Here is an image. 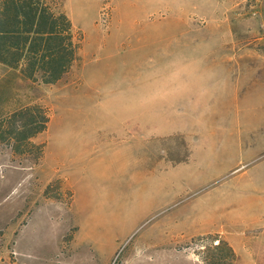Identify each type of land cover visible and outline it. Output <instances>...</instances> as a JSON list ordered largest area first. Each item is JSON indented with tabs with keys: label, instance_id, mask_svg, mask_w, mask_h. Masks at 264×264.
Wrapping results in <instances>:
<instances>
[{
	"label": "rangeland",
	"instance_id": "rangeland-1",
	"mask_svg": "<svg viewBox=\"0 0 264 264\" xmlns=\"http://www.w3.org/2000/svg\"><path fill=\"white\" fill-rule=\"evenodd\" d=\"M33 3L67 16L74 60L54 84L26 57L0 63V264H264L245 99L264 80V0ZM22 109L50 121L17 151L6 120ZM148 114L181 152L167 137L147 160Z\"/></svg>",
	"mask_w": 264,
	"mask_h": 264
},
{
	"label": "trees",
	"instance_id": "trees-1",
	"mask_svg": "<svg viewBox=\"0 0 264 264\" xmlns=\"http://www.w3.org/2000/svg\"><path fill=\"white\" fill-rule=\"evenodd\" d=\"M61 20H68L64 13L52 14L47 7L34 4L33 0H0V63L14 67L26 57V68L38 66L44 83H56L74 60L69 48L71 42L66 44L69 36L64 35ZM35 116L32 109H22L6 120L17 151L25 139L46 130L49 117L45 115L42 126L38 127L40 121ZM228 251L233 252L230 247Z\"/></svg>",
	"mask_w": 264,
	"mask_h": 264
},
{
	"label": "crops",
	"instance_id": "crops-1",
	"mask_svg": "<svg viewBox=\"0 0 264 264\" xmlns=\"http://www.w3.org/2000/svg\"><path fill=\"white\" fill-rule=\"evenodd\" d=\"M168 25H174V22L168 21L165 22ZM165 24H160L158 25V27H162ZM230 41V38H229ZM225 49H228L229 51V59L231 61L232 57H234L235 61H239V62H248L250 63V66L246 67L249 69H252L251 72H254L255 69H257L256 65H253L250 62V59L248 58V53L241 50V49H237L232 48V46H230V43L228 45H225ZM263 61V65H261V67H259V69H264V59L261 60V62ZM248 97H245V99H248V102L252 101L254 103V106L256 105L257 110H259V115L256 116L255 119V124L253 126V128H251V130H253V133H256V135L258 134V137L255 138V140L257 142H259L260 144L264 143V80L257 86V88L255 89V91L250 92L248 95ZM145 122H148L147 126V136L146 138L143 140V144L144 147L146 149V157L147 160H151L153 158H157L158 156H160L161 152H160V144L162 146V144H166L167 145V137H171L172 141H171V145L174 146V149L172 150L174 152V154L181 152V147L177 144V139H176V135L175 134H183L182 132H178L179 130H175L174 132H170V134L166 133V131L164 129L161 128V124H157V123H152V122H156V121H161L163 120V115L158 114L156 115H152V114H148L146 117H144L142 119ZM166 120V117H165ZM251 130H247L248 133H251ZM174 133V134H173ZM135 138V137H134ZM134 140L133 139V144H134ZM124 141L122 142H117L119 145L117 147V150L126 148L127 150L129 149V147H125L123 144ZM195 145V143H194ZM179 146V147H177ZM158 147V152H156V148ZM193 146H191V154L189 157H191L193 155V150H192ZM168 149V148H167ZM171 149H169V152H171ZM166 152L165 151V155H163L162 157L165 158L166 156Z\"/></svg>",
	"mask_w": 264,
	"mask_h": 264
}]
</instances>
